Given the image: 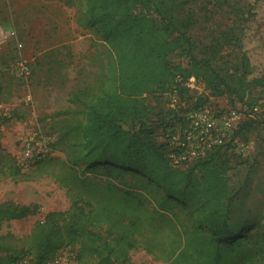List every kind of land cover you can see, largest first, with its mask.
Listing matches in <instances>:
<instances>
[{"label":"trees","instance_id":"trees-1","mask_svg":"<svg viewBox=\"0 0 264 264\" xmlns=\"http://www.w3.org/2000/svg\"><path fill=\"white\" fill-rule=\"evenodd\" d=\"M243 1L84 0L82 26L100 34L110 56L83 121L70 125L59 139L69 140L71 149V204L46 213L20 255L3 256L0 243V264H47L74 245L79 261L88 255L95 264H130L129 251L138 248L159 253L165 264H260L253 226L238 230L230 221L235 195L228 177L233 169L230 143L175 165L170 142L158 141L155 130L171 128L176 115L167 118L147 104L149 97L158 106L162 96L174 94L177 106L189 104L186 111L202 108L206 99H185L191 78L203 81L211 94L235 99L251 111L264 101V69L253 75L243 48L255 15L253 5ZM211 5L231 8L233 23L215 32L205 27L209 40L202 42L195 31L215 14ZM172 55L184 58L187 66L173 63ZM251 120L232 139L247 132ZM78 164L90 174L76 169ZM37 209L0 203V230ZM259 227L263 236L264 219Z\"/></svg>","mask_w":264,"mask_h":264},{"label":"rangeland","instance_id":"rangeland-1","mask_svg":"<svg viewBox=\"0 0 264 264\" xmlns=\"http://www.w3.org/2000/svg\"><path fill=\"white\" fill-rule=\"evenodd\" d=\"M243 3L253 5L255 12L247 26L243 48L250 58L253 75H258L264 69V0ZM84 9V0H0V203L38 208L31 216L3 224V256L27 251V237L34 225L46 213L67 210L71 204V149L69 140L59 139L70 125L83 121L85 107L104 79L110 56L100 34L94 28L82 26ZM209 9L215 14L211 20H203L206 24L195 31L197 40L202 42L209 40L205 27L215 32L233 23V10L228 6L211 5ZM171 60L187 66V61L179 56L172 55ZM23 65L28 69L25 73L21 71ZM187 86L185 99L191 103L206 99L202 108L186 111L189 104L177 106L179 98L174 94L162 96L158 106L152 97L147 99L155 112L161 111L167 118L176 115L168 130L156 128L157 140H168L172 151L177 147L180 154V144L188 143L187 149L196 144L187 142L185 133L195 112L207 109L217 129H223L224 118L230 111L237 113L239 124L226 132L224 141L230 143L233 164L228 172L235 194L230 221L236 229L253 226L250 233L261 249L260 264H264V235L259 227L264 219V101H259L251 111L235 99L211 94L201 80L191 78ZM250 99L253 98L247 100ZM250 119V129L232 139L234 131ZM75 168L90 174L83 164ZM78 249L69 246L54 259L59 264L96 263L88 255L79 261ZM158 257L159 253L143 248L129 251L130 264H165Z\"/></svg>","mask_w":264,"mask_h":264},{"label":"built area","instance_id":"built-area-1","mask_svg":"<svg viewBox=\"0 0 264 264\" xmlns=\"http://www.w3.org/2000/svg\"><path fill=\"white\" fill-rule=\"evenodd\" d=\"M27 70L26 65L21 67L22 73L27 72ZM191 119L190 129H186L185 131L186 139L188 140L187 142L195 141L196 144L191 149H187L188 143L186 145L185 143L180 144L179 147L182 149L180 151L181 155L179 153L169 155L172 163L175 165H182L205 156L216 145L223 144L227 136L226 132L233 131L239 124V116L235 111H230L228 117L224 118L223 129H217L215 119L207 109L195 112ZM47 264H59V261L52 259Z\"/></svg>","mask_w":264,"mask_h":264}]
</instances>
